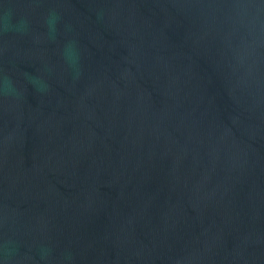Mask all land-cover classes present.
<instances>
[{"label": "water", "instance_id": "1", "mask_svg": "<svg viewBox=\"0 0 264 264\" xmlns=\"http://www.w3.org/2000/svg\"><path fill=\"white\" fill-rule=\"evenodd\" d=\"M0 264H264V0H0Z\"/></svg>", "mask_w": 264, "mask_h": 264}]
</instances>
